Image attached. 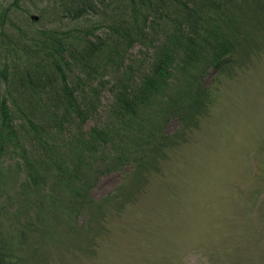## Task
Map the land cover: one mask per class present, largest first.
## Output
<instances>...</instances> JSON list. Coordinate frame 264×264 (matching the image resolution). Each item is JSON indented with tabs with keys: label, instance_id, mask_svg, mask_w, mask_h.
Instances as JSON below:
<instances>
[{
	"label": "rangeland",
	"instance_id": "obj_1",
	"mask_svg": "<svg viewBox=\"0 0 264 264\" xmlns=\"http://www.w3.org/2000/svg\"><path fill=\"white\" fill-rule=\"evenodd\" d=\"M12 2L20 8L12 15L16 19L38 17L27 28L29 34L52 28L85 30L100 18L60 19L63 13L54 0H0V9ZM243 2L247 13L237 26L233 23L237 35L232 36L224 26L233 48L228 62L217 69L210 60H202L176 71V80L165 93L175 97L174 93L183 90V98L174 102L166 98L162 108L168 113L164 115L150 105L136 116V136L131 135L135 141L130 137L129 150L122 157L125 163L98 175L81 200L78 216L65 217L77 201L61 200L56 191V197L53 191L47 195L51 202L54 198L61 203L64 213L58 228L47 225L55 228L53 244L47 238L42 247L38 234L30 233L29 228L15 232L18 224L12 211L23 198L19 187L27 182V167L23 162V170L16 171L18 164L13 161L20 158L18 151L0 155V249L7 244L14 250L7 262L264 264V8L251 0ZM49 20L54 24L49 25ZM12 35L19 33L13 31ZM137 50L135 44L121 54L131 58L128 55ZM77 76L88 84L82 74ZM110 80L102 74L92 82L98 86L100 112L83 124V130L106 120L113 99ZM12 98L18 100L19 95L12 93ZM192 99L194 108H190ZM10 109L16 114L12 106ZM182 115H187L184 120ZM164 118L159 130L172 139L166 147L154 148L159 153H147L150 134L157 133L152 127L158 128L157 121L162 123ZM14 122L19 124V120ZM99 159L102 162L93 163L96 170L118 161L108 151ZM42 169V165H34L32 177H40ZM54 179L49 173L47 182ZM53 209L45 210L46 217ZM23 233L24 238L19 239ZM19 246L26 250L18 252ZM34 246L37 253H33Z\"/></svg>",
	"mask_w": 264,
	"mask_h": 264
},
{
	"label": "trees",
	"instance_id": "obj_2",
	"mask_svg": "<svg viewBox=\"0 0 264 264\" xmlns=\"http://www.w3.org/2000/svg\"><path fill=\"white\" fill-rule=\"evenodd\" d=\"M251 1L264 8V0ZM15 4L0 9V155L18 151L20 158L13 161L18 164L16 171L23 170V162L27 167V182L19 187L23 198L12 211L18 224L15 232L29 228L38 234L43 247L47 238L55 242V228L47 225L58 228L64 214L61 203L54 198L51 202L47 195L56 191L61 200L77 201L65 217L78 216L81 200L98 175L125 163L123 152H128L130 137L135 135L136 116L150 105L164 115L163 101L183 98V90L174 93L175 97L165 93L176 80L177 70L202 60H210L217 69L227 63L233 48L225 27L237 35L233 23L237 26L247 11L243 0H54L63 13L60 19L100 18L85 30L76 29L77 34L56 28L29 34L32 21L28 16L13 17L16 7L20 10ZM97 30L99 34H94ZM13 31L19 35H12ZM135 44L139 45L137 55L123 57L121 53L127 54ZM79 74L88 84H83ZM102 74L111 78L113 94L106 120L83 130V124L100 112L98 86L92 82ZM12 93L19 99H13ZM193 99L190 108H194ZM165 119L157 121L158 128L152 127L157 133L150 134L147 153H159L154 148L166 147L172 139L159 130ZM15 120H19L17 126ZM106 151L115 155L117 163L94 169V161ZM37 164L43 166L41 176L32 177ZM49 173L55 178L52 183L47 182ZM84 173L87 177H82ZM48 207L54 209L46 217ZM13 251L5 244L0 249V264H10L8 255ZM37 251L34 246L33 253Z\"/></svg>",
	"mask_w": 264,
	"mask_h": 264
},
{
	"label": "water",
	"instance_id": "obj_3",
	"mask_svg": "<svg viewBox=\"0 0 264 264\" xmlns=\"http://www.w3.org/2000/svg\"><path fill=\"white\" fill-rule=\"evenodd\" d=\"M33 19L37 20V17H32Z\"/></svg>",
	"mask_w": 264,
	"mask_h": 264
}]
</instances>
